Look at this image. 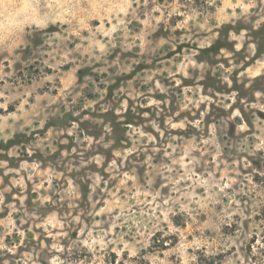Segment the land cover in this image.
<instances>
[{
	"label": "rangeland",
	"instance_id": "obj_1",
	"mask_svg": "<svg viewBox=\"0 0 264 264\" xmlns=\"http://www.w3.org/2000/svg\"><path fill=\"white\" fill-rule=\"evenodd\" d=\"M0 264H264V0H0Z\"/></svg>",
	"mask_w": 264,
	"mask_h": 264
}]
</instances>
